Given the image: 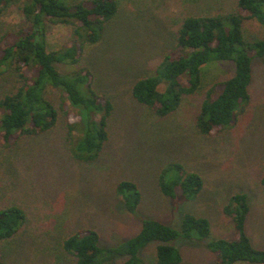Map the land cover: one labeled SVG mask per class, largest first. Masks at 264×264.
Instances as JSON below:
<instances>
[{
  "label": "trees",
  "instance_id": "1",
  "mask_svg": "<svg viewBox=\"0 0 264 264\" xmlns=\"http://www.w3.org/2000/svg\"><path fill=\"white\" fill-rule=\"evenodd\" d=\"M184 14L174 40L150 71L136 77L129 92L134 101L154 115L178 111L184 99L200 96L194 125L206 136L233 127L251 101L253 60L264 57V34L249 38L246 22L264 27V0H231L222 10H190L198 0H178ZM122 0H0V16L16 7L19 23L0 31V79L10 86L0 90V145L12 146L26 137L65 128L71 157L80 163L99 159L110 138L114 98L100 90L93 68L85 61L113 27ZM50 25L64 26L69 36L53 46ZM232 63L231 70L214 79L205 77L210 65ZM199 171L178 160L167 161L157 177L160 193L174 202L176 225L144 215V193L132 178L120 179L114 195L122 209L140 223L132 235L103 244L98 229L82 227L57 240L54 264H147L143 250L153 245L156 264H183L181 240L203 242L214 255L212 264H264V248L257 247L246 231L251 212L250 195H228L222 212L232 221L234 236L213 234L206 216L182 207L204 188ZM264 187V171L260 177ZM27 220L24 207L0 205V243L15 238ZM0 251V264H4Z\"/></svg>",
  "mask_w": 264,
  "mask_h": 264
},
{
  "label": "rangeland",
  "instance_id": "2",
  "mask_svg": "<svg viewBox=\"0 0 264 264\" xmlns=\"http://www.w3.org/2000/svg\"><path fill=\"white\" fill-rule=\"evenodd\" d=\"M178 0H122L116 23L85 61L93 68L99 89L108 90L116 108L110 118V138L99 159L74 160L59 125L41 136L26 137L12 146L0 145V205L15 202L25 208L27 220L15 238L0 243L4 264H54L57 240L82 227L98 229L103 244L134 234L139 221L119 205L115 184L132 178L144 193L140 212L176 225L174 202L157 188L163 164L178 160L196 169L204 188L182 207L210 219L213 234L232 238V221L222 212L226 197L247 191L251 212L246 231L257 247L264 248V57L253 60L251 101L237 124L218 135L206 136L194 125L200 96L184 99L178 111L159 117L134 101L131 82L159 62L174 40L184 14ZM231 0H198L190 10H222ZM16 7L0 16V31L19 23ZM249 38L264 34L258 22H246ZM70 34L64 26L50 25L53 46ZM232 63L210 65L205 77L214 79ZM10 82L0 79V90ZM183 264H212L214 255L203 242L181 240ZM147 264H156L153 245L142 252ZM117 259L111 264H120Z\"/></svg>",
  "mask_w": 264,
  "mask_h": 264
}]
</instances>
